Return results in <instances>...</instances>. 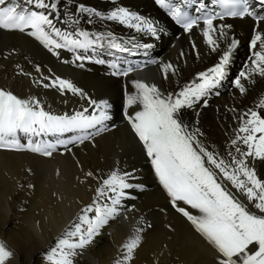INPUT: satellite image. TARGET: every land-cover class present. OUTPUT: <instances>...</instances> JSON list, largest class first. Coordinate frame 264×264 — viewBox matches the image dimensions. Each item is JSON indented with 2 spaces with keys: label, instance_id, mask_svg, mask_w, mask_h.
<instances>
[{
  "label": "bare ground",
  "instance_id": "obj_1",
  "mask_svg": "<svg viewBox=\"0 0 264 264\" xmlns=\"http://www.w3.org/2000/svg\"><path fill=\"white\" fill-rule=\"evenodd\" d=\"M25 1L26 4L22 0H15L24 9L48 15L55 28H59L62 33H73L72 38L83 40L76 33L84 31L89 33L90 39L96 40L86 50L89 49L97 59L80 53L85 48H75L79 54L71 55L62 47L51 46L59 55L57 63L52 61V65L57 68V74L53 75L58 76L59 80L71 82L80 90L77 93L68 90L74 106L67 115L84 112L85 115L98 116L104 111L110 118L103 121L104 131L98 132L93 128L86 132L70 131L64 135L72 142L79 140L76 137L78 135L83 139V142L74 145V151L90 149L88 156L82 157L83 162L89 159L91 153L97 155L83 164L82 169L75 168L71 160L62 156L68 150L62 149V146L57 147V152L52 150L51 156L29 150L28 143L25 144L27 135H21L24 145L21 151L0 149V242L13 253L6 264H52L49 257L58 258L59 240L69 238L66 233L75 231L73 225L80 222L78 217L83 214L81 210L93 204L94 195L85 189L93 183L87 173L107 175L108 171L97 169L103 150L113 145L128 146L133 141L125 129L128 126H123L122 113L127 112L130 116L142 110V105L129 106L127 102L128 96L138 94L136 81L156 85L163 96L179 93L185 86L199 83V74L220 62L224 52L231 49V36H234L241 43L234 54L230 52L224 77L191 107L182 108L180 117L187 130L196 133V139L208 151L218 150V160L223 159L231 165L232 158L236 156L232 155L228 159L223 156V153H234L233 148L226 145L225 131L233 128L234 122L240 119L243 123L248 118L245 114L250 110L264 116V107H261V101L264 100V75L252 70L255 67L252 64L255 59L253 53L260 50V41L253 49L252 40L257 35L264 39V20L252 21L244 17L213 21L217 28L212 33L217 43L213 50L203 35L204 24L193 27L191 31H181L165 15L168 9L156 0H44L47 8ZM180 1L171 0V4L179 6ZM250 3L256 17L264 16L262 0H250ZM81 5L94 9L100 15L82 12ZM118 8H126L139 16L141 21L149 22L156 30L155 34L139 21L130 22L132 25L140 23L138 29L129 23L107 19ZM225 25L227 27H223ZM221 27L225 33L223 36L220 34ZM46 30L52 39L61 44L64 42L51 29ZM29 32L28 29L24 32L0 31V55L23 61L30 54L42 53V59H46L44 51L38 46V42L42 41L29 35ZM110 41L122 45L128 51L113 48ZM42 49H48L43 42ZM131 54L146 60V65H134L124 75L129 69L125 63ZM77 56L82 58L77 59ZM164 65H171V68L165 70ZM5 66L9 68L10 64L5 63ZM241 72L245 73L246 78L240 77ZM237 78L241 79L244 86L243 93L235 85ZM56 84L60 87L58 82ZM55 86L50 90H54ZM48 95L51 96L50 93ZM64 112L67 113L57 110L51 114L64 115ZM225 118H228L229 123L221 125L219 122ZM51 135L42 134V143H45L43 136L51 139ZM57 135L55 137L61 140L60 134ZM112 136L116 137L113 141ZM108 152L113 157L112 167H119V157L111 149ZM249 167L255 170L259 179L264 180V159L250 157ZM145 174L140 170L126 179V182L138 188V192L130 190L136 198L148 189L147 183L150 182L146 180ZM222 180L226 187L232 188L230 183ZM243 204L253 212H259L253 204ZM126 211L125 207L122 210L120 208L112 220L93 236L90 244L76 251L74 264H117L118 261L120 264H218L217 251L211 245H206L197 232L182 220L179 222L176 217H170L166 229L150 230L142 236L134 233L124 238L121 232L116 235V225L129 216ZM88 216L91 218L94 213H88ZM81 227L84 229L87 225L82 224ZM115 235L117 239L112 240ZM133 239L137 240V246L129 253L124 245ZM71 240L75 241L76 238ZM53 249H56L55 254Z\"/></svg>",
  "mask_w": 264,
  "mask_h": 264
},
{
  "label": "snow or ice",
  "instance_id": "obj_2",
  "mask_svg": "<svg viewBox=\"0 0 264 264\" xmlns=\"http://www.w3.org/2000/svg\"><path fill=\"white\" fill-rule=\"evenodd\" d=\"M32 3L33 0H28ZM158 4L169 8L173 17L180 23L185 31H191L198 26V19L190 16L187 12L171 4V0H156ZM223 11L217 13H206L203 16L205 28L203 35L208 45L216 49L217 43L212 33L217 31L213 21L224 16L253 15L249 11L250 0H215ZM264 2V0H262ZM41 8H47L44 0H35ZM54 7V5H53ZM207 7L201 4L197 11ZM82 12L93 13L99 16V12L81 5ZM109 20H118L121 23H129L130 26L140 28V23L132 25L131 21L143 23L147 30L155 34V28L149 22L141 21L139 16L130 13L126 8H118L107 17ZM264 20V16L258 17ZM223 27H227L226 25ZM223 27L220 28L221 36L225 35ZM0 29L18 30L24 32L31 29L29 35L41 40L46 47L55 48H87L96 43V40L89 38V33L80 31L76 35L83 37V40L72 38L73 33H62L55 28L53 20L43 12L29 11L15 0H0ZM46 29H51L64 43L61 44L52 39ZM103 37H99L102 39ZM260 41L259 51L253 53L255 59L252 64L253 71L264 75V39L257 35L252 40V48L257 47ZM113 48L128 51L122 45L110 41ZM232 47L236 46L233 40ZM145 47H147L145 45ZM50 50L52 48L50 47ZM231 49L224 52L219 63L207 72L199 74V83L194 86H185L176 94L163 96L156 85L136 81L137 95L128 96V105L140 104L142 110L136 111L134 115L128 116L132 130L142 143L147 156L151 160L163 188L166 190L176 210L182 213L200 233L205 240L211 244L218 253V264H264V180L257 177L255 170L251 169L244 159L232 158L231 165L223 159H217L216 155L208 151L197 139L196 133L189 132L187 126L180 117V110L185 106L191 107L193 103L205 96L209 89L215 86L225 75V66L229 63ZM82 57L77 56V59ZM171 68V65H164V69ZM128 69L124 72L127 75ZM240 77L246 78L241 72ZM58 82L62 90H71L74 93L80 92L78 88L66 80ZM235 85L241 93L245 91L241 79L237 78ZM49 85H45L48 87ZM94 103V102H93ZM106 106V105H105ZM100 107V105H96ZM264 107V100L261 101ZM87 111V109H85ZM248 118L243 120L237 139L232 140V145H237L239 140L246 146V151L236 147V152L243 157H254L264 159V116L256 111L245 114ZM110 117L106 112L101 111L95 114L85 115L84 112H76L74 115H53L39 107V102L18 98L9 91L0 90V148H24L19 143L18 133L28 136H40L41 134H63L70 131H84L96 128L98 132L104 131L103 121ZM100 126L97 128V126ZM86 138V137H85ZM80 142L83 139L77 137ZM71 142V141H69ZM60 143V141H57ZM29 150L51 156L55 145L50 143L28 142ZM231 168V170H229ZM217 170H219L217 172ZM91 176L92 173H87ZM129 174L120 175L112 172L102 181V186L97 188V198L113 195L112 206L107 204L101 206L96 199L93 204L82 209V215L78 217L79 223L73 225L75 231L66 233L68 239H61L58 242V258L49 257L52 264H74V257L77 249H82L90 244L93 236L98 234L99 229L105 225L109 218L118 213V205L125 195L124 190L131 187L126 182ZM218 176L231 182V185L239 190L247 200L259 210L253 212L247 205L243 204L232 192L220 182ZM178 202L189 205L192 209L198 210L200 215H193ZM88 213H94L89 217ZM87 225L82 229L81 225ZM71 238H76L75 241ZM137 246V240L133 239L124 247L128 252ZM56 253V249H53ZM13 255L7 246L0 242V264ZM117 264H120L118 261Z\"/></svg>",
  "mask_w": 264,
  "mask_h": 264
},
{
  "label": "rangeland",
  "instance_id": "obj_3",
  "mask_svg": "<svg viewBox=\"0 0 264 264\" xmlns=\"http://www.w3.org/2000/svg\"><path fill=\"white\" fill-rule=\"evenodd\" d=\"M22 1L25 4L27 3V1L25 0ZM34 3L35 0H33V2L30 4H34ZM0 31L5 32L6 30L0 29ZM38 46L41 50L44 51L43 53L47 56L46 59H42V53H34L33 55L30 54L29 57L27 59H23V61L8 59L6 57L7 55H0V90L9 91L20 99L38 101L39 107L43 108L45 111H48L50 113H53V111L60 110V111H66L67 113L64 112L65 114H69L72 107L74 106L73 98L71 97L69 91L62 90L60 87L57 86V84L54 90H50L53 87L52 86L53 82L56 81V78H58V76L53 75V73L57 74V68H55L52 65V61L57 63L59 55L57 51L53 49L51 46L49 47L45 46L48 49H42V42H38ZM50 47L52 48V50H50ZM5 63H9L10 67L7 68V66H5ZM13 71L14 73H12ZM45 85H49V86L45 87ZM48 93H50L51 96L48 95ZM57 97H59V100L57 99ZM54 101H56L57 104H53ZM122 115L124 117L123 126L124 125L128 126L125 129L130 133L133 141L131 145L128 146L113 145L110 148H106L105 150H103L104 153L101 159V163L97 167V169L106 170L109 173L105 176L100 175L99 172L92 173V175L90 176L91 178L90 180L93 183L89 184L85 189H87V191L92 196L94 195L93 200L96 199L97 203L100 204L101 206L105 204H107L108 206H112L111 199L108 198L110 197V195L108 197L97 198L96 190L97 188L102 186V181L106 179L114 171L118 172L120 175H124L125 173L131 175L141 170V173L146 172V174L148 175L146 176L145 174L146 180L150 182L147 183L148 189L143 193V195L141 194L142 196L139 195L140 197L136 198L135 195H132L130 190H133L132 192H138L137 191L138 188L135 187V184H131L130 182H127L131 185V187L124 190L125 195L121 198L120 204L117 207L118 210H120V208L122 210L123 207H125V209L127 210L126 213L127 215L129 214V216L125 217L116 225L115 227L116 235L118 232H121L124 238L134 233L135 234L137 233L140 236H142L150 230L166 229L167 226L169 225L168 223L170 221V217H176L179 220V222L182 220L184 223L189 225V227L193 229V231L196 233L197 231L195 230L192 223L182 213L178 212L176 208L173 206L171 202V198L168 196L166 190L163 188L162 184L160 183L157 175L155 174L150 158L147 156L143 145H141L138 142L136 134L132 130L131 124L128 120L129 114L127 112H124L122 113ZM219 123L221 125L223 123L227 125L229 123V120L228 118H225L221 120ZM234 124L235 125L233 126V128H231L228 131H225L226 145L228 148H233L234 153H223V156L228 159L232 155H235L239 159H244L249 166L250 157H243L240 155V153H237L235 150L236 147H239L242 150L246 151V146L239 140L237 141V145L235 146L232 145L233 139H237L238 135H244L243 133H239V128L242 125L241 119L234 122ZM18 136H20V133H18ZM35 137L42 138V135ZM114 139H116V137L112 136L111 141H113ZM32 141H33V137H32ZM74 147L75 146L66 150L64 153H68V154L63 153L62 156H66L69 159V161L71 160L73 162L72 165H74L75 168L77 169H82L83 164H85L86 162L92 160L97 156L94 153H91L89 159L86 162H83L82 157H87L90 149H81L78 151L76 150L74 151ZM109 149L114 151L117 157H119V160L117 162L119 164V167L115 169L114 167H112L114 165V162L112 155L108 152ZM210 152L214 153L217 159L219 158L218 150H216L215 152L213 151ZM218 171L219 170H217V172ZM34 177H35V173H34ZM218 179H220V182L222 183L223 181L222 178L218 176ZM227 182L228 184L229 183L231 184V182L229 181ZM227 188L242 203L247 202L252 205V203H250L239 190H237L233 186L231 189L229 187ZM146 192L147 194H145ZM164 198L166 200H163ZM100 201H103V203L101 204ZM178 206L185 208L193 215H200L198 210L192 209L189 205H186L183 202H178ZM112 218L113 217L109 218V220L111 221ZM109 220L107 223L110 222ZM197 234L205 240V238L200 233L197 232ZM116 235L113 236L111 239L112 240L117 239ZM205 244L211 245L207 241L205 242Z\"/></svg>",
  "mask_w": 264,
  "mask_h": 264
}]
</instances>
